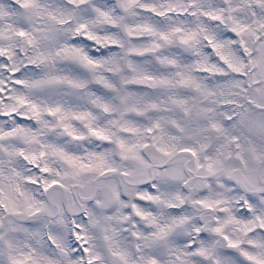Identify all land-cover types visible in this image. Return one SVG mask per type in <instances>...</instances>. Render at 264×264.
<instances>
[{
	"label": "snow or ice",
	"instance_id": "6c2138e0",
	"mask_svg": "<svg viewBox=\"0 0 264 264\" xmlns=\"http://www.w3.org/2000/svg\"><path fill=\"white\" fill-rule=\"evenodd\" d=\"M0 264H264V0H0Z\"/></svg>",
	"mask_w": 264,
	"mask_h": 264
}]
</instances>
